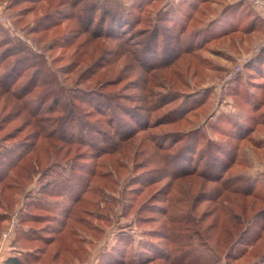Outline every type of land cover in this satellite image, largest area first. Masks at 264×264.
Returning <instances> with one entry per match:
<instances>
[{"label": "rangeland", "instance_id": "1", "mask_svg": "<svg viewBox=\"0 0 264 264\" xmlns=\"http://www.w3.org/2000/svg\"><path fill=\"white\" fill-rule=\"evenodd\" d=\"M137 1L86 0L83 6H104L111 9L107 13L110 18L120 14L131 15L129 19L133 22L122 25L117 32L119 35L116 34L117 38L108 39L104 37V30H100V24L97 26L105 13L103 10H94L96 20L91 33L77 43L85 37L96 38L89 45V51L97 52V56L105 51L100 59L114 64L111 79L116 85L104 89L103 94L144 109L143 115L148 126L126 133L127 129H110V119L99 111L93 117L82 115L84 121L88 119L91 124L105 128L96 131L102 130L106 134L104 137L113 136L115 139L107 147L118 149L99 159L97 151L80 144L81 131L72 134L75 144L68 147H65L64 140L53 137L55 140L51 141H54L59 155L40 165L38 174L32 175V181L22 190L0 192V237L15 218L16 234L11 255L33 253L34 246L28 242L20 240L17 244L19 230L23 233L30 230L28 233L40 235L48 231L49 225H59L55 216L61 217L62 226L67 223L68 216L61 215L60 211L67 210V206L74 207L71 199L75 193L71 194V198L63 197L60 194L65 191L63 185L75 182L80 186L84 180L89 184L91 178L88 175L92 170L98 173L92 179V184L99 193L96 196L89 195L90 200L95 201V206H90L91 202L87 204V198L83 201L88 211L81 216L93 230L81 235L84 238L80 240L79 256L68 264H264V127L255 129L250 136L252 140L238 142L224 134L228 130L230 135L236 136L240 129L221 125L223 120L220 115H242L239 110L241 97L226 95L237 80L241 81L242 78L252 92L261 94L263 91L264 80L256 74L248 78L246 71L249 61L264 54V0L260 8L254 7L249 0H235L237 3H246L247 16L241 20L236 17L229 24V28L238 26L241 27L239 29H246L250 19L257 17V31L229 35L211 44L210 50L201 51L194 59L184 51L174 58L176 53L171 50L168 58H173L160 65L162 67L158 70H151V64L167 59L161 50L167 49L168 42L172 40L168 33L174 31L167 28L165 31L159 30L162 36H154L157 41L154 42L151 35L155 26L171 27L167 23L159 25L157 15L162 4L157 1L138 10V5V9L134 6ZM167 1L179 4L181 0ZM69 2L71 0H0V82L5 79L4 73L13 67L11 59L16 58L12 56L3 61L4 50L9 48L11 53H20L22 59L31 60L32 55L44 59L43 65L47 70L58 76L56 86L67 91L64 102H70L73 95L81 97L83 94L80 91L88 93L83 97L92 99L94 103L97 100L106 101L92 94L98 90L100 92V88L86 82V77L81 79V83L77 82L83 69L70 72L73 70L72 53L77 44L67 49V52L64 46L70 35L75 33L73 38L78 35L75 25L68 19L66 21L67 16H64L70 15L69 6L65 4ZM222 5L221 2L213 4L211 13L223 8ZM213 15L209 14V18H216L211 17ZM139 16L142 23L137 24ZM46 23L49 26L54 23L58 25L44 31ZM103 24L105 29L109 28V18ZM196 27L198 24L190 21L189 30ZM162 38L167 43L162 42ZM187 41L188 38L185 43ZM148 46L156 49L157 57L144 62V54L155 53ZM203 59L207 64L202 63ZM67 65L71 66L69 70ZM238 69L240 71L234 78L225 82ZM29 79H18V84L9 92L10 100L5 98V92L10 88L0 86L3 92L0 99V153L13 155L12 160L3 162L2 172L8 170L14 157L22 153L26 145L32 144L29 141L36 140L34 129L27 126L34 115L40 114L39 118L61 115L44 112L48 106L55 110L52 105L55 96L43 88H37L21 101L12 97V93L23 91V85ZM56 86L53 85V92ZM199 93L207 96L204 104L200 103L201 98L194 99ZM40 101H44L42 106ZM247 109L251 113L250 108ZM73 110L84 114L94 109L85 102L79 103L78 108ZM260 114L263 115L264 110ZM260 114L258 117L262 119ZM115 115L118 117L117 124L122 123L125 114L117 111ZM118 132H121L120 136L135 134L129 140L120 142ZM93 139L90 141H95ZM102 141L99 138L98 143ZM220 145L239 147L236 164L224 171L226 185L208 182L204 176H207L211 166L219 167L215 158L219 155L217 150ZM20 147L23 150H18ZM39 148L40 152L36 155L44 158L43 152L48 148ZM94 156L96 158L92 159ZM175 169L193 176H178L172 180L167 175H171ZM236 180L241 183L235 184ZM52 181L49 188L54 189L57 185L58 190H49V195L43 194V189ZM235 185L241 188V194L226 189ZM181 191L185 192L179 196ZM34 202H41L46 208H51H32L30 204ZM31 215L41 218H32ZM232 219L235 224L229 223ZM233 225H238L241 232L231 240L225 231L229 232ZM61 240L65 243L66 238L62 237ZM169 258H172L171 262ZM174 259L176 263H173Z\"/></svg>", "mask_w": 264, "mask_h": 264}, {"label": "trees", "instance_id": "2", "mask_svg": "<svg viewBox=\"0 0 264 264\" xmlns=\"http://www.w3.org/2000/svg\"><path fill=\"white\" fill-rule=\"evenodd\" d=\"M85 1L86 0H71L72 4L71 2L65 3L68 4L70 10L69 17L67 14L64 15L67 16L65 19L66 21L68 19L69 22L75 25V29L77 31L76 34L78 36L76 38H73L75 33L70 35L69 39L67 40V45L64 46V48L67 52V49H71L77 44L72 53L73 63L71 66L73 67V70H71L70 72H76L77 69H83L79 75V79L77 82L81 83V79H84V77H86V82H91L95 85V87L100 88V92L98 90V92H93L92 94H97L99 95V97L106 99V101L97 100L94 103L92 99L83 97V95L88 93L80 91V93L82 92L83 94L81 97L78 95H73L70 102H64L63 100H66L67 91L63 87L56 86L55 80L56 78H58V76H55L54 74H52V72L47 70L46 66L43 65L45 63L44 59L42 60V58L40 59V57H37L40 59L39 60L34 55H32L31 60L22 59V57L19 55L20 53H11V49H5L4 55L2 57L3 61L12 56H16V58L11 59L13 67L10 68L6 73H4L5 79L4 81L0 82V86L4 87L5 89L10 88L5 92L6 100L11 99L9 92L12 91V89H14V87L18 84V79L20 77L30 78L28 83L26 85H23V91H21L20 93H12V97H15L14 99H16V101H21L22 99L32 94V92L37 88H43L45 92H48L52 95L54 94L55 96L52 100L53 109L55 110H52L51 107L48 106L44 112L51 115L57 112L61 115L56 118H39L40 114L34 115L27 126H31L32 129H34L33 134L36 135V140L29 141L32 142V144L26 145L27 148L25 147V150L22 153H19V155L14 157V160L10 164V167L7 171L4 172H2L3 162L5 161L6 163L12 160L13 155L12 153H0V172H2L3 174L0 177V192L5 193L6 191H20V189L22 190L27 183H30L32 181V175L38 174V172L40 171V165L50 159L52 160L53 156L55 157L59 155V150L57 153V148L54 141H51L55 140L53 137L64 140L63 143L66 144L65 147H68L69 145H73L72 143H74V137L72 136V134L76 133L77 131H81L82 141L80 142V144L86 145L90 149L97 151L96 155L97 157H99V159H101L104 155L110 154L112 151L118 149V147H107L108 143L112 142L115 139L113 136L104 137L106 136V134L102 133V130L96 131V129L105 128L95 124H91L88 119L84 121L82 115L86 117H93L95 112L99 111L100 113H102V115L107 116V119H110L108 121V127L110 129H127L126 133L133 132V130L131 129H146V127L148 126L147 120L144 119L146 116L144 117L143 115L144 109L140 108L139 106H130L127 103H122L123 101H121V99H117L116 97H109L108 95L103 94L104 89H108L109 87H114L116 85V83L112 82L113 79H111L112 75L114 74V72L112 71L114 64L112 62L108 63L106 61H103V59H100L103 54H105V51H102V54L99 56H97V52L95 54L89 51V45L93 43L92 41H96V38H93V36L85 37L83 41L77 43L85 35L91 33L93 24L96 20V16L94 14L98 9L103 10L105 14L101 18L100 23L98 22L97 26H99L100 24V30H104L102 31L104 33V37L108 39L110 37H113V40L117 38L116 34H118V30H120L119 28L122 25H127L128 23H130L132 21L130 20L132 16L120 14L114 15L112 16V18H110V15L107 14L110 12V8L108 9L104 6L98 7L96 5V7L94 5L83 6ZM157 1L162 4L157 15L159 25L163 26L162 24L167 23L171 27L155 26L151 37L154 39V42H157L154 36L161 38L162 32L160 33V31H165V28H167L168 30H173L174 33H168L169 38H171L172 40L168 42L167 49L162 48L161 50V54H165L167 56V59L158 60L155 63L151 64V70L161 69L160 67H162L163 64L170 62V59H172L173 57L168 58V52H170L171 50L176 53L174 58H176V56H180L179 53L184 51V53H186L187 55H191L194 59L201 51L210 50L211 48L209 46L219 41L220 39H223L229 35L233 36L236 34H243V32L245 31H247V33L257 31L255 21H257L258 18L255 17L256 15L254 16L256 19H250L248 27H246V29H244V27L242 29H239L241 27L238 26L229 28L231 27L229 24L232 23L236 17H239V20H241L242 17L247 16V14H245V11L247 9V5L245 2L240 1L234 4L222 5L224 7L222 8L221 14L214 19L209 18V14H216V12L211 13V7L216 3L221 2L222 4V1L225 0H181L179 4H175L172 2L169 3L167 0H138L136 3H134L136 4L134 6H136L135 8H137L138 5L139 9H137L140 10L141 7H149ZM33 10L36 11L35 8ZM131 14L133 13L131 12ZM108 18L109 28L105 29L103 23H105ZM140 19L141 16L138 17L136 21L137 24L142 23ZM190 21L198 24V27L189 30ZM55 25L58 24L54 23L52 26H49L48 23H46L47 27L44 29V31H49L51 28L55 27ZM187 38L188 41L187 43H185ZM162 42L167 43V40L165 38H162ZM152 46L155 47L153 44ZM153 47L148 46L147 48ZM155 48H153L155 53L149 52L147 53L148 55L144 54V62H150L149 59L157 57ZM214 52L217 53L216 50ZM103 58H105V56ZM27 60L30 61L29 64V61ZM202 63L207 64V61L203 59ZM71 66L67 65V69L69 70ZM144 68H147V66H145ZM31 70H34L33 73L28 74V72H30ZM253 74H256L257 77L264 80L263 53L254 57L253 61L248 62L246 77L251 78ZM41 78H44V80L41 81ZM52 80L54 81L52 82ZM53 85L56 86L55 92H53L52 90ZM239 85L240 87H238ZM261 90H263L261 94H257L255 93V91H250L248 83L242 81V78L241 81L237 80L236 83L232 85L229 90H227V96L233 98L241 97L242 104L240 105L241 107H239V110L242 112V115L240 114V116H238L226 115L223 113L220 114L223 120V123L221 125L226 124L228 125L229 129H240L236 133L237 137L234 135H230L231 132L228 130H224L226 133L224 134L225 136H228L230 137V139L238 142L252 140L250 139V136L253 132H255V129L264 127V114H260L261 111L264 110V88H261ZM202 94L204 93L197 94V97H195L194 99L201 98L200 100L202 101L200 103L204 104V101L206 99L205 97L207 96ZM2 97L3 92L2 90H0V99ZM43 102L44 101H40L41 106ZM85 102L91 105L94 110L88 113L85 112L84 114H82L81 112L75 113V110L73 109L75 107L78 108L79 103L84 104ZM34 104L35 103H33V105ZM56 108L59 109L57 110ZM247 108L251 109H249L251 113L248 112ZM117 111H120L121 114H125V116L123 117L124 119H121L122 123L119 124H117L116 121V118L118 117L115 115ZM259 114L262 119L258 117ZM219 122L220 119L218 123ZM221 125H219V127ZM47 130L50 134L47 133ZM120 133L121 132H118L119 136ZM134 134L130 133L124 136L121 135L120 142L129 140ZM93 136L95 137L94 139ZM99 138L103 139L101 143H98ZM92 139L95 141H90ZM29 142H27V144ZM40 146H45V148H48L43 152L44 158L40 157V155H36L37 152H40ZM237 146L238 145H233V147L228 145L219 146V149L217 150L219 155H216L215 160L217 165L219 166L218 168L220 169L213 166H211L212 169L211 167L209 168L207 176L204 175L206 178H208V182H221L222 184L226 185V180H224V171L225 169H231L236 164V155L239 149V147ZM19 149L23 150V147L18 148V150ZM179 156L180 155H178L177 157ZM95 158V156L92 157V159ZM175 171L179 170L175 169ZM175 171H172L171 175H167L170 176L172 180H176V177L178 176H193V174L190 173L185 174L181 171ZM89 173H91L90 175H88L91 178L89 184H87V180H84V183L80 184V186H77L75 182H71L70 184L67 183L66 185H63L65 187L64 193H60V191L58 192L67 199L68 197L71 198V194L75 193V195L71 199L74 202L73 208H70V206H67L65 202H62L63 205L67 206V210L65 209L64 211H60V214L66 217L68 216L69 220L67 221V223L62 226L63 221L61 217L55 216L56 221L57 223H59V225H49L51 227H47L46 230L48 231L42 232L40 235H32V233H28L30 230L27 233H23L21 230H19L17 244H19L20 240H23V242L25 243L28 242L29 244L34 246L32 250L33 253H26L21 256L10 255L3 264H68L69 262H71V260H75L78 258V251L82 244L80 240L84 238L81 237V235H85L87 234V232L93 230L92 227L86 223V221H83V217L81 216L88 211V209L84 207L83 201L87 198V204L91 202L90 206L93 207L96 203L95 201L90 200L89 195L96 196V193H99L98 191H96L95 185L92 184L94 183L92 179L96 178L98 176V173L92 170H90ZM54 181L49 182V186L43 189V194L49 195V190H53L56 192V189L58 187L57 185L54 189L49 188ZM239 182L241 183V181L236 180L235 184H238ZM74 185H76V187ZM228 188L230 190H233V192L235 193H242L241 188L237 185H235V187L229 186L226 189ZM184 192L185 191H181L179 196H181ZM30 206L35 209L40 208L45 210L47 208H51L50 206L46 208V205H43V203L41 202H34L30 204ZM27 214L30 213L27 211ZM37 216L38 215H31L32 218H36ZM38 218L41 217L38 216ZM229 223L235 224V221L232 219V221H229ZM82 228H84V231H82ZM240 232L241 229H239L238 225L236 227H234L233 225V228H231L229 232L225 231V234L229 236V239L234 240L237 234H239ZM62 237L66 238L65 243H62ZM171 260L172 258H169V262H171ZM176 262V259H174L173 263Z\"/></svg>", "mask_w": 264, "mask_h": 264}, {"label": "built area", "instance_id": "3", "mask_svg": "<svg viewBox=\"0 0 264 264\" xmlns=\"http://www.w3.org/2000/svg\"><path fill=\"white\" fill-rule=\"evenodd\" d=\"M251 2V4L254 7L260 8L263 6V1L262 0H249ZM240 69H238V71H233V73H231L227 78L225 82H229L231 81L234 76L236 75L237 72H239ZM16 224H17V220L15 218H13L8 226L7 229L1 233V237H0V264H3L5 262V260L7 259L8 256L11 255L12 251L14 250V247L12 245L14 236L16 234ZM84 264H90L89 262H86Z\"/></svg>", "mask_w": 264, "mask_h": 264}, {"label": "crops", "instance_id": "4", "mask_svg": "<svg viewBox=\"0 0 264 264\" xmlns=\"http://www.w3.org/2000/svg\"><path fill=\"white\" fill-rule=\"evenodd\" d=\"M236 1H238V0H236ZM236 1L235 0H227V1L225 0V1H222V4L223 5H226V4H234V3H237ZM221 10H222V8L217 9L216 14L213 15V16H211V17H218L221 14Z\"/></svg>", "mask_w": 264, "mask_h": 264}]
</instances>
